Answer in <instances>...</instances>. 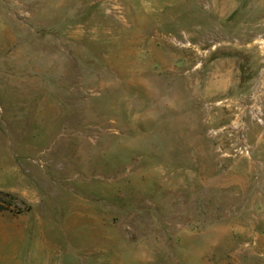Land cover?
I'll return each instance as SVG.
<instances>
[{
	"label": "rangeland",
	"instance_id": "1",
	"mask_svg": "<svg viewBox=\"0 0 264 264\" xmlns=\"http://www.w3.org/2000/svg\"><path fill=\"white\" fill-rule=\"evenodd\" d=\"M0 264H264V0H0Z\"/></svg>",
	"mask_w": 264,
	"mask_h": 264
},
{
	"label": "trees",
	"instance_id": "2",
	"mask_svg": "<svg viewBox=\"0 0 264 264\" xmlns=\"http://www.w3.org/2000/svg\"><path fill=\"white\" fill-rule=\"evenodd\" d=\"M3 207L0 206V210L2 209Z\"/></svg>",
	"mask_w": 264,
	"mask_h": 264
}]
</instances>
